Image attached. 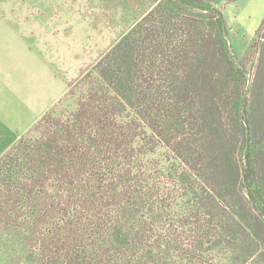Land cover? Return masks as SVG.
Here are the masks:
<instances>
[{"label": "trees", "instance_id": "16d2710c", "mask_svg": "<svg viewBox=\"0 0 264 264\" xmlns=\"http://www.w3.org/2000/svg\"><path fill=\"white\" fill-rule=\"evenodd\" d=\"M227 31L210 0H156L70 83L0 157L8 257L29 261L28 243L41 264L61 254L70 264H264V18L249 85ZM145 49L163 61V100L151 85L136 90L134 53ZM136 119L173 154L155 175L132 176L127 158H113Z\"/></svg>", "mask_w": 264, "mask_h": 264}, {"label": "rangeland", "instance_id": "374dc122", "mask_svg": "<svg viewBox=\"0 0 264 264\" xmlns=\"http://www.w3.org/2000/svg\"><path fill=\"white\" fill-rule=\"evenodd\" d=\"M155 1L0 0V16L1 21L7 26L19 29L23 36L31 39L32 44L38 45V60L42 59L40 49L45 48L49 53L48 57L51 56V60L57 67L58 73L65 75L69 84L94 64L110 47L128 34L155 4ZM235 1L210 0V5L220 8L225 13L228 31L223 33V37L227 41L231 56L245 61L247 66L245 75L249 85L255 75L257 53L253 54V57L248 53L251 52L252 44L258 37L256 27L260 25L263 18L248 17L246 9L244 12L247 18H240L239 8H244L243 5L246 2L244 3L242 0L240 3L244 4L238 5L239 2ZM251 6H255L253 2L249 4L248 8ZM248 12L252 16V13ZM170 18L172 19V17ZM158 20L162 26L163 18L160 17ZM194 22L200 23V20L196 17ZM138 40L137 38L136 42ZM130 44H132L130 46H137L133 39ZM130 46L128 48L131 49ZM148 50L145 49L144 53L140 52V54L134 53V56L138 57L137 59L141 63L137 71L141 72L134 75L133 81L136 90L151 85V96L157 94L163 100V61L159 60V57L157 58L152 50ZM181 71L179 75H182ZM159 84L162 85L158 88ZM68 103L69 101L64 99V103L58 104V109H62ZM124 112L133 114V108L128 107ZM125 134L131 142L127 143L126 141L119 149L117 145V150L112 154L113 158H127L126 161L131 162L132 176L139 174V171L141 173L147 171L145 175H155L163 170L161 163L163 158H174L173 154H168L167 150L160 144L159 139L152 137L151 129L142 121L136 119L135 124L131 128H127ZM118 141L120 142L121 139ZM233 153L241 161L244 159L241 144L234 149ZM108 156L109 154H103V158H108ZM135 181H132V185L136 184L133 188L141 189V182ZM150 203L156 204L155 199H152ZM8 245L1 243L0 230V264H22L23 262L24 264L26 262L41 264L37 256L40 251L38 247L35 246L34 248L33 245L30 246L27 243V252L24 255L29 256V261H26L25 257L21 255H15L13 258L8 257L5 253ZM1 246L4 247L2 250ZM175 256L180 255L174 253ZM47 259H50L49 264H70L63 254L56 257L45 256L41 261H47ZM84 263L83 258L72 261V264Z\"/></svg>", "mask_w": 264, "mask_h": 264}, {"label": "crops", "instance_id": "0c3cea01", "mask_svg": "<svg viewBox=\"0 0 264 264\" xmlns=\"http://www.w3.org/2000/svg\"><path fill=\"white\" fill-rule=\"evenodd\" d=\"M236 1L246 2L244 8L238 7L240 18H247L245 9L248 17L264 18V0ZM251 2L255 6L248 8ZM38 48L0 16V157L69 90L70 83L45 48L38 60Z\"/></svg>", "mask_w": 264, "mask_h": 264}]
</instances>
